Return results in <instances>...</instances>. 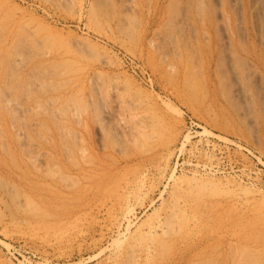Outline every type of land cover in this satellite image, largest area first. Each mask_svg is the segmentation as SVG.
<instances>
[{
  "label": "rangeland",
  "instance_id": "1",
  "mask_svg": "<svg viewBox=\"0 0 264 264\" xmlns=\"http://www.w3.org/2000/svg\"><path fill=\"white\" fill-rule=\"evenodd\" d=\"M94 2L0 0V264H264V0Z\"/></svg>",
  "mask_w": 264,
  "mask_h": 264
},
{
  "label": "bare ground",
  "instance_id": "2",
  "mask_svg": "<svg viewBox=\"0 0 264 264\" xmlns=\"http://www.w3.org/2000/svg\"><path fill=\"white\" fill-rule=\"evenodd\" d=\"M106 0H95V11H94V15H96V13L97 14H104V15H106V10H107V8H108V6L106 5V2H105ZM200 2H201V0H199ZM191 2V1H190ZM186 3H189L188 2V0H187V2ZM197 5L198 4H196V6L195 7H197ZM189 6V5H188ZM200 6V5H199ZM201 7V6H200ZM111 8V7H110ZM198 8V7H197ZM204 9V7H201V9ZM189 10V9H188ZM109 11H110V9H109ZM205 11V10H204ZM208 11V10H207ZM110 13V12H109ZM89 14H90V11H89ZM111 15V14H110ZM101 16V15H100ZM112 16V15H111ZM104 17V16H103ZM90 18H91V14H90ZM98 18V17H97ZM102 18V17H101ZM93 19V18H92ZM103 19V18H102ZM94 20V19H93ZM95 21V20H94ZM133 21V20H132ZM226 21V20H225ZM96 22V21H95ZM103 22V21H102ZM128 24V23H127ZM129 28V27H128ZM131 28V27H130ZM125 30H126V28H125ZM128 31L130 30V29H127ZM169 31H172V30H169ZM127 32V31H126ZM165 32V31H164ZM163 32V33H164ZM174 34V33H173ZM126 35H127V33H126ZM128 35H129V33H128ZM132 36V35H131ZM164 36H165V34H164ZM166 36H168V35H166ZM174 36V35H173ZM170 37H171V35H170ZM170 39V38H169ZM166 52V51H165ZM174 52H176V50L174 51ZM179 53V52H178ZM168 54V53H167ZM170 54V53H169ZM172 55V54H171ZM171 55H169V57L171 56ZM176 55V54H175ZM177 55H179V54H177ZM168 57V56H167ZM179 57V56H178ZM189 57H191V53L189 54ZM196 57V56H195ZM194 57V58H195ZM178 59V58H177ZM180 59V58H179ZM189 60H191V59H189ZM189 60H188V62H189ZM174 61V60H173ZM180 61V60H179ZM195 62V61H194ZM191 63V62H190ZM192 64V63H191ZM189 65V67L191 68L192 66L190 65V64H188ZM187 65V66H188ZM198 65V64H197ZM196 65V66H197ZM200 66V65H199ZM180 67H181V65H180ZM188 69V67L186 68V70ZM197 69V68H196ZM189 70H191V69H189ZM188 70V71H189ZM198 70V69H197ZM195 71V70H194ZM190 72V71H189ZM196 72V71H195ZM191 73H193V72H191ZM196 73H198V72H196ZM186 74V73H185ZM194 74V73H193ZM172 75H174V74H172ZM171 75V76H172ZM189 74H188V72H187V75L186 76H188ZM193 76V75H192ZM174 77V76H173ZM194 78H195V74H194ZM187 80V79H186ZM185 79L183 80V82L182 83H184L185 82V85H188L189 83H187V81H186ZM188 81H189V79H188ZM183 85V84H182ZM192 85V84H191ZM200 86V85H199ZM173 87V86H172ZM179 87H181V85L179 86ZM184 87V86H183ZM182 87V89H184ZM189 88H190V90L187 88V90H189V91H192L193 89H196L195 88V86L193 87V88H191L190 87V84H189ZM181 91V90H180ZM184 91H185V89H184ZM188 93H191L192 94V92H188ZM196 93V92H195ZM195 96V95H194ZM194 98V97H193ZM1 186H3V184L1 185Z\"/></svg>",
  "mask_w": 264,
  "mask_h": 264
}]
</instances>
